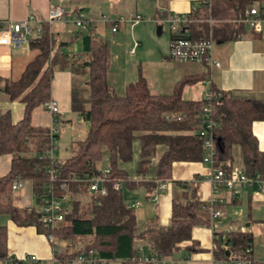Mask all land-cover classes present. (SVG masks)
<instances>
[{"label":"trees","instance_id":"1","mask_svg":"<svg viewBox=\"0 0 264 264\" xmlns=\"http://www.w3.org/2000/svg\"><path fill=\"white\" fill-rule=\"evenodd\" d=\"M217 1L232 10L233 20L253 6L264 17V0ZM217 14L218 10L212 6L213 17ZM194 16L203 18V9L197 8ZM41 28V34L31 36L28 41L39 52L25 66L20 77L11 80L0 76V92L7 94L10 101L24 104L23 116L16 123L9 111L0 113V156L11 155L8 172L0 177V215L8 216L18 226L33 225L40 233L71 241L76 246L71 253L55 252L59 264L89 250L100 259L134 264L132 258L139 252L138 244L149 253L172 256L180 250V243L191 240L192 244L186 249L197 251L192 228L211 225L208 202L199 200L195 192L189 197L184 191L181 199L172 200L168 225L151 219L139 229L135 209L128 207L123 190L143 187L147 199L156 192L158 181L172 179L175 162H203V144L197 131L206 101L184 99L182 90L204 76H185L174 84L170 94H153L139 74L120 96L106 79L109 45L106 41L96 40L93 25L82 37L85 57L70 56L61 51L70 42H58L45 22ZM210 31L216 40H233L245 36L247 28L236 22L232 26L215 24L210 27L206 22L188 26V35L194 39L204 38ZM249 35L261 36L253 30ZM65 69L72 74L71 110L88 122L89 129L84 139L70 144L71 156L60 163L56 178L50 180L47 169L51 160L46 155L50 148L49 130L33 126L31 119L34 108L51 99L54 72ZM211 92L217 141L215 163L234 162L237 156L248 176L259 174L264 179V151L258 149L251 128L253 121H264V99L235 96L215 88ZM135 144L138 145L136 179L124 168L133 159ZM103 156L107 164L99 168L97 164ZM106 168L108 172L104 174ZM104 175L107 178L106 193L92 192L88 179ZM15 180L31 183L37 203L38 197L51 186L56 188V194H61L63 191L58 186L65 183L70 209L65 213L64 224L50 229L40 221V214L34 208L14 206L11 185ZM116 180L123 181L121 190L113 188ZM176 182L183 188L188 184ZM80 243H83L82 247H78ZM251 244L252 236L248 232H230L225 237L214 234L212 250L216 259L263 264L254 260L251 251L246 252ZM226 251L230 252L229 256ZM0 259H10L4 224H0Z\"/></svg>","mask_w":264,"mask_h":264},{"label":"crops","instance_id":"2","mask_svg":"<svg viewBox=\"0 0 264 264\" xmlns=\"http://www.w3.org/2000/svg\"><path fill=\"white\" fill-rule=\"evenodd\" d=\"M141 1L0 0V20L18 21L33 14L36 19L49 25L52 36L58 42H70L61 51L70 56L85 57L82 37L86 32H81L74 24L76 15L79 12L83 13L94 27L96 40L106 41L109 45L110 57L106 79L112 90L120 96L124 95L129 83L137 80L139 74L145 78L153 94H170L179 79L190 75H203L201 80L183 87L184 99L201 100L204 94L213 88L231 92L235 96L264 99V36L249 35L250 29L247 28V33L243 37L233 40L214 39L211 56L213 60L219 62V67L172 61L167 54V39L165 41L157 38V40H151L154 35L152 23L156 26L155 34L160 36L164 32V27H167L166 23L160 21L162 15L188 13L195 6L205 12V7L201 5V0H147L148 7L154 12L153 22L142 25L141 23H144L142 12L145 8L143 9ZM211 2L215 10H218V16L214 17L218 20L217 24L232 26L234 23L232 10L222 5L220 1L211 0ZM52 8H62L63 17L48 21ZM126 13V20L123 18L124 21H117L122 18V14ZM103 16H107L109 20L102 21ZM132 16H140L142 20L132 23L130 21ZM115 23L117 28L112 31ZM79 36L81 51L73 52L72 45L78 41ZM132 49L133 52H131ZM38 52V49L32 48L29 43L22 47L0 45V76L17 80L25 66ZM71 86L72 74L69 69L55 71L51 81V99L57 101L59 112L53 114L44 104L35 107L32 112L33 126L49 129L56 122L62 125L57 138L58 147L59 145L70 146L73 141L84 139L89 129L88 122L71 110ZM6 111L10 112L13 123H16L23 116L24 104L10 101L7 94L0 92V113ZM251 128L257 139L258 149L264 151V121H253ZM136 144L133 148L132 161L124 166L128 175L133 178L138 160ZM71 154V150L68 155L65 153L58 155L55 151L52 153L53 158L60 163ZM10 162L11 155L0 156V177L8 172ZM238 167L242 168L241 161ZM210 171V166L204 162H175L172 167V179L166 180V189L151 195L159 196L157 203H154L151 197L146 199L145 188L132 189H144L141 200L135 194L129 196L126 201L128 204H138L134 208L137 225V210L141 208L145 216V225L151 219L161 225H168L171 219L172 200L181 199L184 191L189 197L192 192H195L199 200L209 202L213 196L211 185L207 180ZM176 181L188 182L187 187L183 188ZM219 196L224 198V204L218 205L223 211L222 216L217 219L211 218L209 227H193L192 240L197 242L198 250L186 249L192 244L191 240L180 243V250L171 256L174 264H233L224 258L216 259L212 250L214 234L225 237L230 232L251 233L250 249L253 258L255 261L263 259L264 183L261 190L248 188L237 198H231L226 191H220ZM12 204L19 208H34L38 211L39 206L29 181H24L22 187L12 193ZM0 224H4L7 228V254L10 258H21L33 254L38 257V264H53L52 258L56 249L57 252L71 253L76 247L71 241L57 237L52 243L48 236L38 232L35 226H18L5 215H0ZM82 245L83 243H80L78 247ZM139 246L143 248L141 244H138ZM0 264L7 263L0 261ZM109 264H122V262L110 261Z\"/></svg>","mask_w":264,"mask_h":264},{"label":"built area","instance_id":"3","mask_svg":"<svg viewBox=\"0 0 264 264\" xmlns=\"http://www.w3.org/2000/svg\"><path fill=\"white\" fill-rule=\"evenodd\" d=\"M201 5L205 7L204 16L201 19L195 18L194 14L197 9L195 6L192 11L188 13H166L162 15L160 21L168 24L170 28V42L168 58L176 62H194L206 65L207 67L216 66L219 67V62L213 60L211 56V50L214 43L212 32L210 31L208 36L204 38L194 39L188 35V26L196 22H206L210 27L217 24L212 15V2L211 0H201ZM64 10L62 8H52L48 17V21L58 20L63 17ZM107 16L102 17V21H107ZM140 16L131 17L132 23L141 21ZM117 21H124L122 18ZM235 23H242L250 30L264 36V17L259 13L256 6L248 8L243 16H239L235 20ZM42 23L36 19L33 14H29L27 18L23 20H0V45L22 47L28 44L31 36H39L42 32ZM90 20H87L83 13L79 12L74 20L75 26L81 31H85L91 24ZM117 24L112 26V31H115ZM133 52V49L131 50ZM213 93L208 91L202 97V100L206 101L203 105L200 114V123L197 131L198 136L202 140L203 144V157L202 161L210 166V173L207 176V180L211 185L213 196L210 199L209 210L212 219H217L222 216L223 211L218 205L224 204V198L220 197V191H226L231 198L240 197L246 192L248 188H255L261 190V186L264 183V179L259 174L255 176H248L242 168H235L233 162L215 163V157L217 154V141L214 135V119L212 117L213 107L211 105V98ZM44 105L47 109L56 114L59 112L57 101L50 99ZM170 118V115H166ZM179 118V117H178ZM55 121V120H54ZM62 129V125L54 123L50 126V148L47 152V157L51 160V165L47 169V173L50 180L56 178V172L60 166V162L55 161L53 158V151L57 148V138ZM108 172V168L104 169V174ZM89 187L92 192H98L100 194L106 193L105 183L107 178L104 176H94L88 179ZM22 180H15L11 185V192L15 193L22 187ZM167 187V181H158L157 192H162ZM115 190H121L123 188V181L116 180L113 184ZM58 189L63 191L61 194H56V188L51 186L44 194L38 197V212L40 214V221L50 229L59 228L65 222V213L70 209V196L68 188L65 183L58 186ZM159 196L156 194L151 200L154 203L158 202ZM137 203L128 204V207L136 208ZM49 240L54 243L57 236L53 234L47 235ZM58 238V237H57ZM55 250V249H54ZM138 254L132 258L134 264H174V260L171 256L158 255L155 253H149L145 251L141 246L138 247ZM250 247L246 249V252H250ZM52 258L53 264H59L58 259ZM4 263L12 264H38V257L29 254L22 256L21 258H10L9 260H1ZM264 264L263 259L260 261ZM110 261L100 259L93 250L82 252L74 257H70L64 260V264H109ZM233 264H252L250 261H234Z\"/></svg>","mask_w":264,"mask_h":264},{"label":"rangeland","instance_id":"4","mask_svg":"<svg viewBox=\"0 0 264 264\" xmlns=\"http://www.w3.org/2000/svg\"><path fill=\"white\" fill-rule=\"evenodd\" d=\"M141 2H142L141 5H142L143 9L145 8L144 11L142 12L144 23H141V24L144 25V24H148L149 22H153V15H154L153 10L148 7L147 0H142ZM148 11L151 12V14ZM121 17H122V19L124 18L126 20L127 19V13L126 14H122ZM112 18H114V17H112ZM152 25L154 27V29H153L154 30V35L152 36L151 40H155L157 38L160 41H165L167 39L168 51H169V42H170V34H171V32H170V28H169L168 24H167V27H164V32L160 36H157L155 34V29H156L155 24L152 23ZM76 36H78V35L76 34ZM80 40H81V38L79 36L78 41L73 43V45H72V51L73 52L81 51V49H80V43H81ZM147 40H149V38H147ZM151 40H150V42H152ZM168 51H167V54H168ZM69 148H70V146H62V145L61 146L59 145V147H58V143H57V148L54 151L58 155H61L62 153L63 154L65 153L66 155H68L69 152H70ZM58 157H60V156H58ZM106 164H107V159L105 158V156H103L102 160L100 162H98L97 166L99 168H103V167L106 166ZM239 164H240V159L236 156L235 161L233 162V166L235 168H237L239 166ZM143 193H144V189L143 188H139L137 190L124 189L123 190V198H124L125 201H128L129 196L136 194V196L139 198V200H141L142 197H143ZM82 200L84 202L87 201L86 198H82ZM137 215H138V228L142 229L145 226V216H144L142 208L140 210H137Z\"/></svg>","mask_w":264,"mask_h":264},{"label":"water","instance_id":"5","mask_svg":"<svg viewBox=\"0 0 264 264\" xmlns=\"http://www.w3.org/2000/svg\"><path fill=\"white\" fill-rule=\"evenodd\" d=\"M230 252L229 251H226V256H229Z\"/></svg>","mask_w":264,"mask_h":264}]
</instances>
